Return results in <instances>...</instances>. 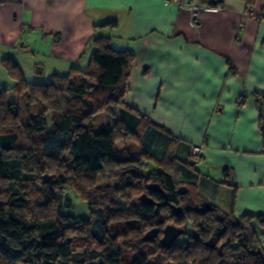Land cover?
<instances>
[{
    "label": "trees",
    "instance_id": "trees-1",
    "mask_svg": "<svg viewBox=\"0 0 264 264\" xmlns=\"http://www.w3.org/2000/svg\"><path fill=\"white\" fill-rule=\"evenodd\" d=\"M243 1L249 10L256 2ZM109 39L93 40L85 67L72 64L48 82L28 80L15 57L1 60L13 86L0 87V264H67L77 252L84 264H151L139 253L146 243L173 264H264L258 235L264 215L227 214L178 181L171 134L124 102L135 55L116 50ZM253 96L264 138V99ZM100 112L115 120L109 129H95ZM100 175L115 183L99 186ZM37 182L47 193L40 202L31 193ZM66 189L87 200L88 217L64 214L72 204L63 197ZM142 194L182 207L184 216L139 201ZM94 200L108 209H93ZM204 204L211 211L198 214L194 209ZM129 218L139 223L117 225ZM163 224L179 227L187 239L164 246ZM154 227L157 239L144 241ZM124 248L135 254L132 261L122 258Z\"/></svg>",
    "mask_w": 264,
    "mask_h": 264
},
{
    "label": "crops",
    "instance_id": "crops-1",
    "mask_svg": "<svg viewBox=\"0 0 264 264\" xmlns=\"http://www.w3.org/2000/svg\"><path fill=\"white\" fill-rule=\"evenodd\" d=\"M210 1L191 0L194 20L163 0H0V87L13 86L6 56L26 78L46 81L72 64L85 67L93 40L110 38L135 55L124 102L171 134L178 181L227 214L264 215L262 115L253 96L264 99V0L251 10L243 0ZM195 145L202 153L191 160Z\"/></svg>",
    "mask_w": 264,
    "mask_h": 264
},
{
    "label": "rangeland",
    "instance_id": "rangeland-1",
    "mask_svg": "<svg viewBox=\"0 0 264 264\" xmlns=\"http://www.w3.org/2000/svg\"><path fill=\"white\" fill-rule=\"evenodd\" d=\"M27 79L32 80V79H30L29 76L27 77ZM45 82H48V81L46 80ZM10 101L17 103V99H16V97L13 96V94H10ZM94 119H95L94 120L95 129H100V128L109 129L113 125V122L115 121V120H113L112 117H110L109 115H107L103 112L96 114L94 116ZM114 183H115V181H110L109 178L108 177L106 178L105 175H100L98 178L97 184L99 186L107 187V186H111ZM31 193H32V197L35 198L34 199L35 202H40L42 199L43 200L46 199L45 194H47V193L43 192V186H41L38 182H37V187ZM63 197H65L66 199H69L72 203L70 207H64V211H65L64 214L65 215L88 217L90 212H89V204H88L87 200L81 199L80 196H78L76 194V192L71 190V189L70 190L66 189L64 191ZM92 206H93V209L100 210V211L107 210L109 207L108 204L102 203L101 200L92 201ZM127 214H128V212H125L124 215H127ZM138 221L139 220L136 218L133 220L131 218H129L128 220H122L117 225H124L126 223L127 224L128 223L138 224L139 223ZM166 224H163V226L160 225L158 227L160 228L162 226L161 229L165 228L164 226ZM160 236L162 238L163 234ZM178 239H179L178 242H183L184 240L187 239V236L182 235ZM140 249L141 250L139 251V253L147 255L150 258L151 264H173L172 261L167 259L166 255L164 253V250L161 251V249H159L156 244L146 243V244H143ZM134 256H135V254L131 250L126 249V248L122 249V258L125 261H132ZM83 259H84L83 255L80 252H77V253L73 254L69 259H67V264H84ZM58 264H61V263L59 262Z\"/></svg>",
    "mask_w": 264,
    "mask_h": 264
},
{
    "label": "water",
    "instance_id": "water-1",
    "mask_svg": "<svg viewBox=\"0 0 264 264\" xmlns=\"http://www.w3.org/2000/svg\"><path fill=\"white\" fill-rule=\"evenodd\" d=\"M44 180H48L49 183H51V177H49L48 175L43 176ZM179 192H181V194H185V191H182V189L179 190ZM139 201L147 203L149 205H153L156 206V209L163 207L165 205H168L173 213L174 216H179L182 217L183 215V208L180 206H176L175 204L172 203H168L167 201L164 202V204L162 202H156L155 200H153L152 198L148 197L146 194H142L141 196H139L138 198ZM212 207L209 204H204V206L195 208L194 210L198 213V214H205L208 211H211ZM159 231L160 229L158 227H154L152 229H150L149 231H147L145 233V235L143 236V240L150 242L153 241L155 239H157L158 235H159ZM183 231L176 226H168L167 228H165L163 230V236L161 239V242L163 243L164 246H171L172 244L175 243L176 240H178V238L180 236H182Z\"/></svg>",
    "mask_w": 264,
    "mask_h": 264
},
{
    "label": "built area",
    "instance_id": "built-area-1",
    "mask_svg": "<svg viewBox=\"0 0 264 264\" xmlns=\"http://www.w3.org/2000/svg\"><path fill=\"white\" fill-rule=\"evenodd\" d=\"M167 4H176L180 6L181 8H184L189 11L191 14V17L197 19L198 14H199V7H196L191 4V0H163ZM13 50H17L16 48ZM202 148L201 146H193L190 152V158L193 159H199L201 153H202Z\"/></svg>",
    "mask_w": 264,
    "mask_h": 264
}]
</instances>
